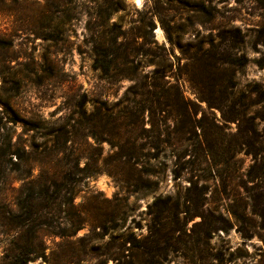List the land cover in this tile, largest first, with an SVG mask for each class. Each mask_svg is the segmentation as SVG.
<instances>
[{"label":"rangeland","instance_id":"374dc122","mask_svg":"<svg viewBox=\"0 0 264 264\" xmlns=\"http://www.w3.org/2000/svg\"><path fill=\"white\" fill-rule=\"evenodd\" d=\"M264 264V0H0V264Z\"/></svg>","mask_w":264,"mask_h":264},{"label":"trees","instance_id":"16d2710c","mask_svg":"<svg viewBox=\"0 0 264 264\" xmlns=\"http://www.w3.org/2000/svg\"><path fill=\"white\" fill-rule=\"evenodd\" d=\"M25 260L22 258V256L17 255L15 258V261L12 264H25Z\"/></svg>","mask_w":264,"mask_h":264}]
</instances>
